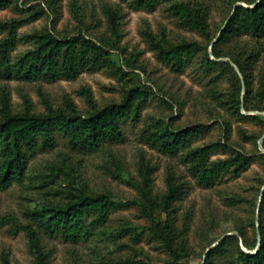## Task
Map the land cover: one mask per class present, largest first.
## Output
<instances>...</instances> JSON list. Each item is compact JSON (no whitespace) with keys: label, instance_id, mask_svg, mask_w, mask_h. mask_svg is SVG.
<instances>
[{"label":"rangeland","instance_id":"374dc122","mask_svg":"<svg viewBox=\"0 0 264 264\" xmlns=\"http://www.w3.org/2000/svg\"><path fill=\"white\" fill-rule=\"evenodd\" d=\"M193 1L209 13L211 33L215 36L210 45L208 39L197 31L180 27L167 2L150 10L136 7L128 0H56L54 4L50 0H20L22 7L30 9L24 14L44 9L43 15L23 25L21 32L48 28L60 36L79 30L92 36L110 33L102 6L107 3L116 7L121 15V34L118 48L112 51V63L127 74L125 79H121L114 68L103 67L84 71L74 79L51 82L11 79L5 84L10 89L15 110L22 107L25 94L36 111H42V92L55 106L60 105L64 96L69 94L80 110L85 111L87 104L79 94L84 86L90 87L100 105L120 100L125 84H146L153 89L156 97L144 108L141 121L124 124L123 141L108 142L99 151L89 152L72 147L59 132L53 148L39 149L29 157L28 173L21 181L0 186V264L4 258L8 264H37L35 255L30 252L26 233L11 231L9 219L34 222L27 211L62 200L73 179L91 192L110 193L118 206L111 211L105 225L76 241L66 240L59 234H46L38 228L46 264H107L129 256L150 264H164L166 253L147 232L140 240L136 239L142 227L149 225V221L140 215L139 206L133 202L138 190L128 182V179H141V159L154 167L156 192L166 190L169 167L178 180L187 183V191L180 201V214L189 217L188 237L196 249L193 263H200L208 249L226 235L235 234L240 245L245 247L238 228L244 229L250 242L254 240L259 228L264 187V165L258 158L239 175H227L216 185L204 187L190 175L178 157L150 147L141 137V129L151 121V117L162 118L175 128L201 122L214 126L196 144L221 139L248 154L264 152V110L245 111L241 107L242 114L257 117L248 118L230 108L229 101L235 96V89L229 71L207 72L200 64L201 58L197 57L183 71L177 72L158 56L147 37V33L152 32L158 38H188L201 42L212 51V45L220 36L234 5L242 1L234 4L231 0ZM22 15L12 6L0 9L1 19ZM219 45L225 55L223 57L229 58L231 64V56L246 59L251 52L258 51L259 59L250 66L257 90L264 65V36L241 34ZM29 47V43L21 42L14 54ZM235 70L242 79V73ZM226 154L218 152L215 157ZM257 238L259 240L258 233ZM210 240L211 244L206 247Z\"/></svg>","mask_w":264,"mask_h":264},{"label":"trees","instance_id":"16d2710c","mask_svg":"<svg viewBox=\"0 0 264 264\" xmlns=\"http://www.w3.org/2000/svg\"><path fill=\"white\" fill-rule=\"evenodd\" d=\"M55 3L56 0H50ZM136 7L155 9L163 2L169 4V10L175 16L180 27L197 31L208 39L209 45L215 36L211 33L208 11L193 0H128ZM236 3L238 0H231ZM233 7L231 15L221 30L220 36L209 47L197 40L167 37L158 38L152 32L147 37L158 56L177 72L183 71L191 61L200 57V64L207 72L227 70L232 76L235 89L230 99V108L238 114L257 118L254 114H242L245 111L264 110V65L260 75V86L254 88L250 66L259 59L258 51L251 52L246 59L231 56L243 75L241 79L230 60L221 59L224 55L220 43L232 36L251 34L264 36V0H240ZM20 0H0V9L15 7L23 15L0 18V186H8L13 181H21L28 173L29 157L39 149L53 148L57 143V134L61 132L76 149L89 152L99 151L105 143L124 140L123 126L126 122L141 121L144 108L156 97L153 89L146 84L122 86V98L100 105L90 87L79 90L87 109L80 110L69 94L63 102L55 106L43 95L44 109L36 111L27 95H23V104L15 110L10 89L5 84L11 79L27 81H56L74 79L87 70L103 67L114 68L120 78L125 79L127 72L115 68L112 54L119 46L121 15L118 9L104 4L102 11L107 20V31L102 36H92L81 30L60 36L48 28L21 32L23 25L40 18L44 9L24 14L29 8L20 5ZM50 3V2H49ZM30 47L14 54L21 43ZM128 79L125 81L127 82ZM244 90V93H242ZM165 102V100H164ZM213 124L196 123L175 128L164 119L151 117L141 129V137L164 154L178 157L187 167L190 175L204 187H212L227 175H239L248 169L258 158L264 165V152L258 155L245 153L230 142L221 139L196 144L208 134ZM264 146V141H263ZM218 152L226 156L215 155ZM154 167L143 159L139 162L141 179H128L136 187L138 196L133 200L139 206L140 215L149 221L148 227H142L136 239L140 240L146 232L155 240L167 257L164 264H195L192 259L196 249L191 245L189 217L180 214V201L188 185L169 167L166 174V190L158 193L154 190ZM55 179L52 180L54 182ZM66 196L58 202H48L41 207L27 211L34 221L22 223L16 218L9 219L11 231H24L28 237L29 249L35 255L37 264H46L39 231L46 234H59L66 240L76 241L92 234L95 228L103 226L109 215L118 205L110 193L91 192L86 186L75 183L73 179ZM264 190L259 221L260 242L256 237L250 242L243 228L237 231L245 249L235 234L224 236L216 245L211 246L198 264H264ZM253 224H255L253 222ZM211 244V240L205 245ZM2 264H8L4 258ZM107 264H150L133 257L111 260Z\"/></svg>","mask_w":264,"mask_h":264},{"label":"water","instance_id":"95a60500","mask_svg":"<svg viewBox=\"0 0 264 264\" xmlns=\"http://www.w3.org/2000/svg\"><path fill=\"white\" fill-rule=\"evenodd\" d=\"M210 53L212 54V51H210ZM221 59H224V60H229V58H226V57H222ZM233 66H235V68L237 69V71H240L239 68L237 67V65H235L233 63ZM264 141V140H263ZM263 144V143H262ZM263 149H264V146L262 145ZM263 190H264V187L262 189V193H263ZM258 236H259V242H260V237H261V234H260V231H259V228H258ZM224 237H221L216 243H214V245L218 244ZM213 245V246H214ZM245 249H247L246 247H244Z\"/></svg>","mask_w":264,"mask_h":264}]
</instances>
